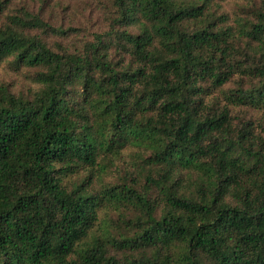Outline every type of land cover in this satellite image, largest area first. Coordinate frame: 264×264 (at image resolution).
<instances>
[{
    "label": "trees",
    "instance_id": "trees-1",
    "mask_svg": "<svg viewBox=\"0 0 264 264\" xmlns=\"http://www.w3.org/2000/svg\"><path fill=\"white\" fill-rule=\"evenodd\" d=\"M0 264H264V0H0Z\"/></svg>",
    "mask_w": 264,
    "mask_h": 264
},
{
    "label": "rangeland",
    "instance_id": "rangeland-1",
    "mask_svg": "<svg viewBox=\"0 0 264 264\" xmlns=\"http://www.w3.org/2000/svg\"><path fill=\"white\" fill-rule=\"evenodd\" d=\"M7 77H8V78H12V76H11V75H8Z\"/></svg>",
    "mask_w": 264,
    "mask_h": 264
}]
</instances>
